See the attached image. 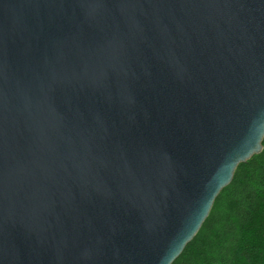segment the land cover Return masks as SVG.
<instances>
[{
	"label": "water",
	"instance_id": "obj_1",
	"mask_svg": "<svg viewBox=\"0 0 264 264\" xmlns=\"http://www.w3.org/2000/svg\"><path fill=\"white\" fill-rule=\"evenodd\" d=\"M263 140L264 0H0V264H173Z\"/></svg>",
	"mask_w": 264,
	"mask_h": 264
},
{
	"label": "trees",
	"instance_id": "obj_2",
	"mask_svg": "<svg viewBox=\"0 0 264 264\" xmlns=\"http://www.w3.org/2000/svg\"><path fill=\"white\" fill-rule=\"evenodd\" d=\"M173 264H264L263 151L241 163Z\"/></svg>",
	"mask_w": 264,
	"mask_h": 264
}]
</instances>
